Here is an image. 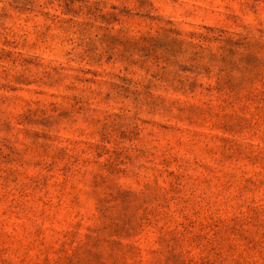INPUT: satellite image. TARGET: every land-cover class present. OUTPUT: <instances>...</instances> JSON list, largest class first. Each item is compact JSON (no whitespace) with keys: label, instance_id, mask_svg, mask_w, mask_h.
<instances>
[{"label":"rangeland","instance_id":"obj_1","mask_svg":"<svg viewBox=\"0 0 264 264\" xmlns=\"http://www.w3.org/2000/svg\"><path fill=\"white\" fill-rule=\"evenodd\" d=\"M0 264H264V0H0Z\"/></svg>","mask_w":264,"mask_h":264}]
</instances>
